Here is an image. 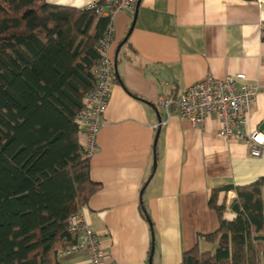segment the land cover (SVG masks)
<instances>
[{"label": "crops", "instance_id": "0c3cea01", "mask_svg": "<svg viewBox=\"0 0 264 264\" xmlns=\"http://www.w3.org/2000/svg\"><path fill=\"white\" fill-rule=\"evenodd\" d=\"M45 1L84 8L95 0ZM112 24L115 78L89 159L98 189L83 212L107 264H180L195 245L214 249L203 238L219 226L210 199L224 205L223 218L232 219L233 188L264 176V149L253 156L251 143L220 136L214 115L202 126L173 110L166 119L158 99L179 95L207 74L244 72L245 82L258 88L245 129L261 133L264 2L139 0L134 12H114ZM59 260L90 264L86 252Z\"/></svg>", "mask_w": 264, "mask_h": 264}, {"label": "trees", "instance_id": "16d2710c", "mask_svg": "<svg viewBox=\"0 0 264 264\" xmlns=\"http://www.w3.org/2000/svg\"><path fill=\"white\" fill-rule=\"evenodd\" d=\"M108 22L95 6L0 0V264H62L76 242L68 218L98 189L76 115ZM233 189L232 219L209 202L219 226L203 238L214 249L195 245L180 264H264V176Z\"/></svg>", "mask_w": 264, "mask_h": 264}, {"label": "built area", "instance_id": "2783aa9c", "mask_svg": "<svg viewBox=\"0 0 264 264\" xmlns=\"http://www.w3.org/2000/svg\"><path fill=\"white\" fill-rule=\"evenodd\" d=\"M138 1L101 0L98 5L93 2L87 5L95 6L97 15L107 17L109 22L97 42L100 61L94 69V86L85 94L83 106L76 115V121L82 128L84 158L90 159L97 149V137L109 102L110 82L115 78L114 60L109 55L114 32L113 13L120 10L134 12ZM255 1L259 4L264 2V0ZM245 80L244 72H237L224 78L207 74L186 86L177 96H161L158 105L164 111L166 119L173 110L193 126H202L206 116L214 115L219 124L220 136L249 142L250 154L260 156L264 149V133L245 129L249 114L256 104L258 88L246 83ZM166 119L161 120L159 124ZM67 230L76 234V242L63 249L59 253L60 256L86 252L90 264H107L103 245L84 214L83 206H79L69 216Z\"/></svg>", "mask_w": 264, "mask_h": 264}, {"label": "water", "instance_id": "95a60500", "mask_svg": "<svg viewBox=\"0 0 264 264\" xmlns=\"http://www.w3.org/2000/svg\"><path fill=\"white\" fill-rule=\"evenodd\" d=\"M138 3H139V1H138ZM138 3H137V5H138ZM259 130L264 133V120L259 124ZM155 142H156V137H155ZM154 164H155V160H154Z\"/></svg>", "mask_w": 264, "mask_h": 264}, {"label": "rangeland", "instance_id": "374dc122", "mask_svg": "<svg viewBox=\"0 0 264 264\" xmlns=\"http://www.w3.org/2000/svg\"><path fill=\"white\" fill-rule=\"evenodd\" d=\"M257 2V1H256ZM258 3V2H257ZM263 3V2H262ZM261 4V3H260ZM137 6V5H136Z\"/></svg>", "mask_w": 264, "mask_h": 264}]
</instances>
